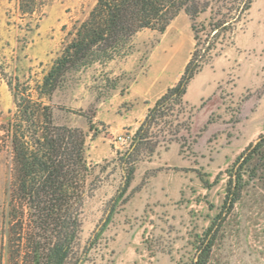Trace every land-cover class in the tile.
I'll return each instance as SVG.
<instances>
[{"label": "rangeland", "instance_id": "1", "mask_svg": "<svg viewBox=\"0 0 264 264\" xmlns=\"http://www.w3.org/2000/svg\"><path fill=\"white\" fill-rule=\"evenodd\" d=\"M95 3L0 0V124L15 108L8 80L17 76L34 86L42 79ZM194 45L190 18L181 11L164 32H138L126 57L74 72L54 95L64 106L55 110L57 120L87 133V158L100 176L81 235L97 250L95 264H194L213 225L219 231L208 264H264V155L252 160L234 209H223L237 157L264 134V0L253 1L232 44L191 82L190 132L140 159L122 192L115 157L129 149L148 109L179 81ZM10 193L11 156L2 150L0 264H8Z\"/></svg>", "mask_w": 264, "mask_h": 264}, {"label": "trees", "instance_id": "2", "mask_svg": "<svg viewBox=\"0 0 264 264\" xmlns=\"http://www.w3.org/2000/svg\"><path fill=\"white\" fill-rule=\"evenodd\" d=\"M253 1L96 0L42 79L34 86L17 76L8 80L15 108L0 124V151L7 150L11 156L8 264L96 263L97 250H89L81 235L85 205L100 176L87 158V133L59 122L55 111L64 109L54 103V95L70 76L96 63L126 57L133 38L143 29L164 32L181 11L190 18L195 45L183 74L148 109L129 149L115 157L126 193L140 159L151 157L163 142L182 139V130L190 132L194 106L186 98L189 86L232 44ZM205 13L209 17L200 20ZM258 155H264V134L237 157V169L230 170L223 204L226 213L242 198L247 170ZM218 231L213 225L205 233L194 264H208Z\"/></svg>", "mask_w": 264, "mask_h": 264}, {"label": "crops", "instance_id": "3", "mask_svg": "<svg viewBox=\"0 0 264 264\" xmlns=\"http://www.w3.org/2000/svg\"><path fill=\"white\" fill-rule=\"evenodd\" d=\"M173 85H175V84H173ZM173 85H172V86H173Z\"/></svg>", "mask_w": 264, "mask_h": 264}]
</instances>
